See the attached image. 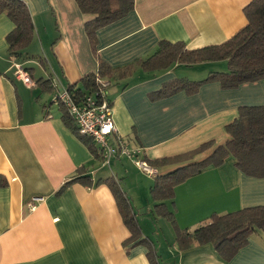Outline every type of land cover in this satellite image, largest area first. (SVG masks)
Returning a JSON list of instances; mask_svg holds the SVG:
<instances>
[{
    "label": "crops",
    "instance_id": "crops-1",
    "mask_svg": "<svg viewBox=\"0 0 264 264\" xmlns=\"http://www.w3.org/2000/svg\"><path fill=\"white\" fill-rule=\"evenodd\" d=\"M22 1L34 37L18 59L9 56L5 41L13 24L0 15V264H150L144 244H124L130 234L105 182L92 187L75 183L56 196L81 167L92 183H118L157 264H264L262 231L229 261L210 244L178 250L175 229L154 212L149 190L155 175L142 173L124 156L103 165L102 157L95 158L65 126L51 103L55 94L36 85L38 79L48 80L59 93L96 73L97 58L111 67L129 65L154 54L160 41L182 42L188 50L220 45L246 25L243 10L252 0H134L130 13L96 32V55L83 29L89 17L74 0ZM14 63L30 71L33 87L15 77ZM180 66L189 65L175 63L153 72L138 68L124 80H107L120 139L139 149L141 158L177 157L156 175L203 160L229 139L224 128L238 108L264 105V79L230 90L210 82L191 95L150 100L171 80L200 81L208 75L200 80L177 76L172 70ZM209 141L214 146L204 153L183 157ZM173 205L177 226L192 232L213 214L264 206V178L246 176L228 156L221 166L205 168L177 185Z\"/></svg>",
    "mask_w": 264,
    "mask_h": 264
},
{
    "label": "trees",
    "instance_id": "trees-1",
    "mask_svg": "<svg viewBox=\"0 0 264 264\" xmlns=\"http://www.w3.org/2000/svg\"><path fill=\"white\" fill-rule=\"evenodd\" d=\"M80 12L89 18L83 29L90 44L92 53L96 55V32L130 13L134 8V0H74ZM246 25L232 38L216 46L195 50L186 49L184 43L160 41L154 54L146 59H136L129 65L111 67L97 58L96 73L84 76L80 81L66 87L67 93L77 100L85 93L97 90V79L120 81L129 78L136 69L145 72L165 70L172 64L195 65L207 62H226L225 72H210L200 81L187 79L171 80L149 95L155 101L171 97L183 92L188 95L196 93L206 83L217 82L223 89L230 90L246 83L264 79V0H252L243 10ZM4 14L13 24V29L6 35L7 52L10 57L20 58L32 42L34 24L28 7L22 0H0V15ZM28 74L30 71H27ZM36 85L43 93L58 92L48 80L38 79ZM62 121L72 134L95 157L99 158V147L89 137L81 135L65 107L59 104ZM229 139L216 146L213 152L198 162L180 166L171 172L155 175L149 190L151 200L155 203V214L164 219L175 229V242L178 250L186 251L193 246L210 244L218 256L231 260L244 247L249 238L257 231L264 232V206L246 208L224 215L213 214L209 221L189 232L177 226L174 216V189L187 179L199 174L208 167H219L228 156L235 161V167L246 176L264 178V105L244 106L238 108L237 117L225 126ZM214 146L213 141L200 145L194 151L183 155L194 158ZM150 167L158 169L175 163L177 157L147 159L142 157ZM1 181V179H0ZM105 182L111 190L124 226L130 236L127 243L144 244L150 264H157L153 248L147 240L142 239V230L135 217L128 196L121 191L114 179L97 180L92 183L81 167L75 177L65 182L56 192L61 195L65 189L75 183L86 187L97 186ZM0 185H3L0 183ZM170 202V207L166 204Z\"/></svg>",
    "mask_w": 264,
    "mask_h": 264
},
{
    "label": "built area",
    "instance_id": "built-area-1",
    "mask_svg": "<svg viewBox=\"0 0 264 264\" xmlns=\"http://www.w3.org/2000/svg\"><path fill=\"white\" fill-rule=\"evenodd\" d=\"M15 77L27 87H33L34 81L28 72L18 63H14ZM97 90L77 100L75 96L67 93L66 89L57 92L51 103L58 106L62 104L68 115L73 120L75 127L81 135L91 138L99 147L102 164L109 165L115 156H124L133 161L135 166L146 175H156L157 169L150 167L138 156L139 149L131 148L117 135L112 119L111 102L106 96L109 82L97 79ZM29 210H34L35 205L30 204Z\"/></svg>",
    "mask_w": 264,
    "mask_h": 264
},
{
    "label": "rangeland",
    "instance_id": "rangeland-1",
    "mask_svg": "<svg viewBox=\"0 0 264 264\" xmlns=\"http://www.w3.org/2000/svg\"><path fill=\"white\" fill-rule=\"evenodd\" d=\"M174 72H177V76L188 75L192 80H200L205 77L208 72H224L226 71V63L225 61L216 62L215 64H195L192 66H180L179 68H173ZM206 72V73H204ZM138 175V174H137ZM132 179L135 181H139V177L136 175L132 176ZM121 187L124 189V182L121 181Z\"/></svg>",
    "mask_w": 264,
    "mask_h": 264
}]
</instances>
